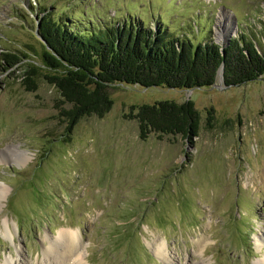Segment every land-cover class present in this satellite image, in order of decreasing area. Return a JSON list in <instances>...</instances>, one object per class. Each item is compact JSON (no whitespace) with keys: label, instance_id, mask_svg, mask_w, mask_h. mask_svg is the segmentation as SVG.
I'll return each mask as SVG.
<instances>
[{"label":"rangeland","instance_id":"1","mask_svg":"<svg viewBox=\"0 0 264 264\" xmlns=\"http://www.w3.org/2000/svg\"><path fill=\"white\" fill-rule=\"evenodd\" d=\"M44 14L77 29L161 24L218 44L244 33L264 52V0H0V264H18V251L36 264L61 231L77 234L85 264H165L155 240L176 264L262 258L264 74L192 89L113 84L111 109L65 134L59 109L69 105L42 75ZM30 63L41 72L31 82ZM186 99L200 112L196 137L139 138L131 106Z\"/></svg>","mask_w":264,"mask_h":264},{"label":"trees","instance_id":"2","mask_svg":"<svg viewBox=\"0 0 264 264\" xmlns=\"http://www.w3.org/2000/svg\"><path fill=\"white\" fill-rule=\"evenodd\" d=\"M87 25L88 29H77L47 14L38 22L44 42L41 60L48 71L42 75L59 91L62 103L69 105L59 109L65 134L83 116L103 117L111 109L108 89L113 84L192 89L214 85L221 68L226 86L264 74V52L244 33L221 46L211 39L178 36L161 24L151 28L131 19ZM3 56L14 57L11 53ZM40 73L30 63L22 75L31 82ZM207 113L206 122L211 123L213 108ZM128 116L136 120L142 140L152 133L158 138L170 134L191 140L200 129V112L191 99L142 103L131 106Z\"/></svg>","mask_w":264,"mask_h":264},{"label":"bare ground","instance_id":"3","mask_svg":"<svg viewBox=\"0 0 264 264\" xmlns=\"http://www.w3.org/2000/svg\"><path fill=\"white\" fill-rule=\"evenodd\" d=\"M223 18H220V21ZM223 30V28H222ZM226 31L228 30L225 28ZM2 191V188H1ZM3 196L1 195L0 199ZM4 199V198H3ZM1 205V202H0ZM155 250L156 253L165 259L167 262L165 264H176L174 257L169 254L166 246L161 242L155 240ZM259 245L264 246V233H261L259 238H257ZM81 240L76 233L71 231H61L56 237H46L43 258L36 264H85L87 262L85 256L80 251ZM21 252H17L18 264H29L23 261L21 258ZM25 260V259H24ZM3 264H15L11 259L6 258ZM255 264H264V256L258 259Z\"/></svg>","mask_w":264,"mask_h":264},{"label":"water","instance_id":"4","mask_svg":"<svg viewBox=\"0 0 264 264\" xmlns=\"http://www.w3.org/2000/svg\"><path fill=\"white\" fill-rule=\"evenodd\" d=\"M230 37H232L231 36V33H229L228 34V36L226 37V39L223 41V45L224 44H227L228 43V40L230 39ZM43 41V40H42ZM216 42V41H215ZM217 43V42H216ZM221 45V44H220ZM222 46V45H221ZM218 75L220 76V78H221V80L223 81V70H222V68L219 70V72H218Z\"/></svg>","mask_w":264,"mask_h":264}]
</instances>
